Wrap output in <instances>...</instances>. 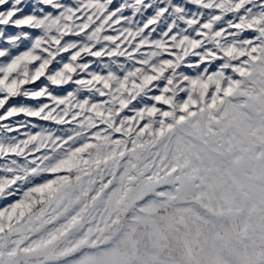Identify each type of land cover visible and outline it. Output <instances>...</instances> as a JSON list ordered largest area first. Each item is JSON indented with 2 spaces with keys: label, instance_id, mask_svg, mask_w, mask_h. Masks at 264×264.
<instances>
[{
  "label": "snow or ice",
  "instance_id": "snow-or-ice-1",
  "mask_svg": "<svg viewBox=\"0 0 264 264\" xmlns=\"http://www.w3.org/2000/svg\"><path fill=\"white\" fill-rule=\"evenodd\" d=\"M0 264H264V0H0Z\"/></svg>",
  "mask_w": 264,
  "mask_h": 264
}]
</instances>
